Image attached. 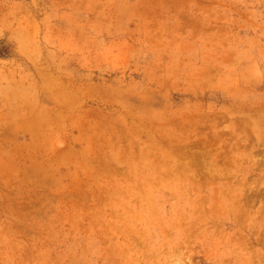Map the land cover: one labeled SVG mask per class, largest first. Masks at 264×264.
Returning a JSON list of instances; mask_svg holds the SVG:
<instances>
[{"label":"rangeland","instance_id":"1","mask_svg":"<svg viewBox=\"0 0 264 264\" xmlns=\"http://www.w3.org/2000/svg\"><path fill=\"white\" fill-rule=\"evenodd\" d=\"M0 264H264V0H0Z\"/></svg>","mask_w":264,"mask_h":264}]
</instances>
